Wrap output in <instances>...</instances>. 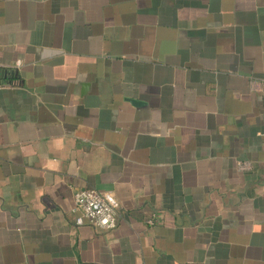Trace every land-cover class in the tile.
Returning <instances> with one entry per match:
<instances>
[{
    "label": "crops",
    "instance_id": "crops-1",
    "mask_svg": "<svg viewBox=\"0 0 264 264\" xmlns=\"http://www.w3.org/2000/svg\"><path fill=\"white\" fill-rule=\"evenodd\" d=\"M0 70V264H264V0H0Z\"/></svg>",
    "mask_w": 264,
    "mask_h": 264
},
{
    "label": "built area",
    "instance_id": "built-area-1",
    "mask_svg": "<svg viewBox=\"0 0 264 264\" xmlns=\"http://www.w3.org/2000/svg\"><path fill=\"white\" fill-rule=\"evenodd\" d=\"M264 148V127L261 132ZM248 163H239L238 169L246 171ZM118 201L110 193H101L95 190H80L73 195L72 212L77 214L75 224H88L93 229L107 232L117 226ZM152 224V221L148 222Z\"/></svg>",
    "mask_w": 264,
    "mask_h": 264
},
{
    "label": "water",
    "instance_id": "water-1",
    "mask_svg": "<svg viewBox=\"0 0 264 264\" xmlns=\"http://www.w3.org/2000/svg\"><path fill=\"white\" fill-rule=\"evenodd\" d=\"M7 73L0 70V77L3 78Z\"/></svg>",
    "mask_w": 264,
    "mask_h": 264
}]
</instances>
